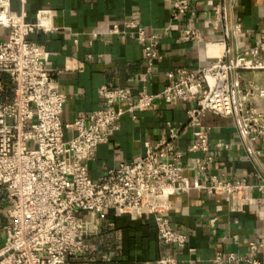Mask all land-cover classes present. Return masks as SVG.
<instances>
[{
	"label": "built area",
	"instance_id": "built-area-1",
	"mask_svg": "<svg viewBox=\"0 0 264 264\" xmlns=\"http://www.w3.org/2000/svg\"><path fill=\"white\" fill-rule=\"evenodd\" d=\"M236 0H221L213 9V24L224 44L221 56L200 71L178 69L169 74V83L158 94H141L135 98L127 89L100 88L104 106L88 118H78L64 125L61 120L65 96L60 92L53 72L46 66L41 46L29 39L35 32H52L54 16L39 11L35 22L25 12L11 9V0H0V28L8 38L0 41V74L9 77L13 96L0 99V188L8 197L5 227L6 240L0 248V264H66L68 258L84 254L86 241L96 235L91 223L105 220L113 210L117 216L128 215L136 220L154 216L158 239L165 245L184 248L187 237L175 231L165 214L171 209V198L191 191L205 190L224 200L230 211H242L250 204V192L257 190L264 201L263 171L256 173L257 184L246 180L227 181L208 174L213 158L199 162L202 179L190 178L180 165L184 154L176 148L180 130L168 123V135L155 146L146 143L145 154L130 163L109 170L99 181L90 178L86 162L93 160L101 145L110 141L120 128L125 114L145 112L157 100L165 103L193 102L187 128L192 130L193 143L188 152L203 154L210 150L207 115L231 118L250 158L258 157L254 148L264 138V110L258 108L255 96L264 97V90L243 92L234 76L240 72L264 69V34L258 43L243 51L232 47L243 28L238 19L230 18ZM25 5L29 0H21ZM190 8L188 0L172 3L169 29L181 27ZM122 27L136 33L152 60L160 57L157 36H148L138 20H125ZM119 24L99 28L95 36L117 34ZM181 32L199 46L200 58L208 60L202 46L209 42L198 29L182 28ZM214 43V42H210ZM0 80V92L3 91ZM74 131L65 140V129ZM217 147H229L217 144ZM84 214L93 220L84 218ZM258 246L250 244L251 252ZM234 255L217 253L210 264L235 262ZM252 264H262L252 260ZM152 264H179L172 255L161 256Z\"/></svg>",
	"mask_w": 264,
	"mask_h": 264
},
{
	"label": "crops",
	"instance_id": "crops-1",
	"mask_svg": "<svg viewBox=\"0 0 264 264\" xmlns=\"http://www.w3.org/2000/svg\"><path fill=\"white\" fill-rule=\"evenodd\" d=\"M174 1L29 0L23 5L21 0H11L12 11L25 12L29 22L36 21L39 11H50L54 16L57 30L38 31L29 39L45 52L46 66L66 98L61 115L64 125L88 118L101 109L104 99L99 90L103 86L127 89L135 98L145 93L158 94L168 85L171 72L200 71L223 54L226 46L217 43L222 34L213 24V9L221 0H188L190 8L181 27L169 29ZM230 18L238 19L243 28L232 45L235 51L256 45L264 34V0H236ZM125 20H138L148 36H157L158 59H151L135 32L122 27ZM115 24L121 26L119 33L95 36L99 28ZM184 27L198 29L209 42L201 48L208 58L206 62L200 58L199 46L181 32ZM7 38L8 31L0 28V41ZM215 45L222 46L221 53L212 51ZM234 77L240 80L244 93L264 90V69L240 72ZM0 80L4 88L0 99L12 98L11 80L5 74H0ZM255 102L264 110V97L257 94ZM196 107L193 102L157 100L135 117L125 114L109 143L101 145L95 158L86 162L90 178L99 181L109 170L144 155L146 143L155 146L167 137L171 123L180 130L174 143L184 154L180 165L186 176L202 179L205 173L199 170L200 158L211 156L208 174L230 182L246 180L251 185L257 184L256 173L263 171L264 138L254 142L260 155L248 157L231 118L207 115L204 123L209 130L210 150L203 154L188 152L194 138L187 125ZM73 135L72 129H65L66 141ZM250 200L242 211L233 212L224 200L205 190L173 196L172 207L165 217L175 231L187 237L184 248L159 241L154 216L134 220L109 210L105 220L91 223L96 235L86 241L84 254L68 258L66 264H152L165 255L176 257L179 264H210L217 253L235 256V262L225 264H252V260L264 264V201L257 190L250 192ZM7 209L8 197L5 189L0 188V248L6 240L5 227L10 224ZM83 216L93 220L89 214ZM253 243L258 248L251 252Z\"/></svg>",
	"mask_w": 264,
	"mask_h": 264
},
{
	"label": "bare ground",
	"instance_id": "bare-ground-1",
	"mask_svg": "<svg viewBox=\"0 0 264 264\" xmlns=\"http://www.w3.org/2000/svg\"><path fill=\"white\" fill-rule=\"evenodd\" d=\"M212 51L216 52V54H219L222 52V46L221 45H215L213 48H212Z\"/></svg>",
	"mask_w": 264,
	"mask_h": 264
}]
</instances>
